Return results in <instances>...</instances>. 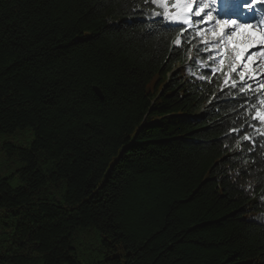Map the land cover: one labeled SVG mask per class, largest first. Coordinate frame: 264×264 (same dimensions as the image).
<instances>
[{"label": "trees", "instance_id": "trees-1", "mask_svg": "<svg viewBox=\"0 0 264 264\" xmlns=\"http://www.w3.org/2000/svg\"><path fill=\"white\" fill-rule=\"evenodd\" d=\"M195 33L150 0H0V264H264L261 93L188 75Z\"/></svg>", "mask_w": 264, "mask_h": 264}, {"label": "snow or ice", "instance_id": "snow-or-ice-1", "mask_svg": "<svg viewBox=\"0 0 264 264\" xmlns=\"http://www.w3.org/2000/svg\"><path fill=\"white\" fill-rule=\"evenodd\" d=\"M151 5H160L165 9L164 15L168 16L169 7L175 8V14L171 16V19L178 20L184 25L193 24L198 26L200 23H207L213 17V12L211 10L205 11L209 7L208 4L201 3L198 6L194 5V0H174V3L169 5L168 0H150ZM256 3L264 4V0H251L250 5H245L251 7ZM196 17H200V20H192L191 14ZM159 15V13H157ZM206 17V19H205ZM216 26L219 28L220 39L218 45L223 46L224 51H220L218 54L220 56L219 63L223 67L225 63V55L227 46H231L235 55V62L232 64V71L236 72L240 79V90L244 91L247 88L248 91H253L264 93V72H257L256 68L260 65L256 64L257 60L264 61V32H258L253 28L251 24H240L236 20L224 21L223 24L219 19L215 21ZM232 28L230 35L227 36L225 41V29ZM202 31L199 27L196 29V36H200ZM215 35V31L213 30ZM206 46L208 41L202 40ZM181 44L180 38H177L176 45L179 47ZM256 49V51H251ZM204 51L209 49L205 47ZM215 50V49H213ZM256 65V67H253ZM241 69L237 71V69ZM216 71V69H212ZM251 80L256 83V88H253L252 84H249L248 81ZM224 83L229 84V80L226 79ZM232 87H236V83L233 81L231 84ZM255 114L253 115L254 120L260 121L261 124H264V96L257 95V102L254 104ZM235 131V130H234ZM245 141H249L251 137L245 135L243 137Z\"/></svg>", "mask_w": 264, "mask_h": 264}, {"label": "rangeland", "instance_id": "rangeland-1", "mask_svg": "<svg viewBox=\"0 0 264 264\" xmlns=\"http://www.w3.org/2000/svg\"><path fill=\"white\" fill-rule=\"evenodd\" d=\"M169 5H171L172 3H174V0H168ZM201 3H205V0H194V5L198 6ZM155 8H157L158 10H160V12L162 13V17L164 18L165 22L171 25H184L182 24L180 21L178 20H173L171 19V16L175 14V8L169 7L168 12L169 15L165 16L164 15V11L165 9L162 8L160 5H154ZM208 8L205 9V11ZM207 12V11H206ZM153 17H157L156 13H153L152 15ZM191 19L192 20H200V17H196L193 14H191ZM206 19V17H205ZM214 20V17H212L211 20H209L207 23H200L198 26L193 25V24H189V26H192L194 31L196 32L197 27H199L202 31V34L200 36H196V39L199 40L200 44L198 46L197 49H195L194 51L190 50V53L188 54V59L187 62L183 65L186 73L188 75H197V73L200 71V67L204 68L207 66L208 62H212V59H215V63L216 66L218 68L221 69V71H223L224 77H223V81H225L226 79H228L229 81H234L235 83H238L240 81L239 76L237 75L236 72L232 71V64L235 62V55L233 52V49L231 48V46H227L226 48V55L224 57L225 59V63L223 65V67H221L219 60H220V56H219V52L220 51H224L223 46L218 45V41L220 39V35H219V28L216 26ZM213 30L215 31V35L213 34ZM233 29L230 28L228 29V31L225 32V41L227 40V36L230 35L231 31ZM202 40H206L208 41L207 46L202 43ZM207 47L209 50L208 51H204L203 49ZM215 49V50H213ZM197 52H201V55H199ZM251 51H256V49H252ZM257 65H260V67L256 68L257 72H264V61H260L257 60L256 61ZM253 67H256V65H254ZM241 69H237V71H240ZM261 79H264V77H262ZM249 84H252L253 88H256V83H254L253 81L249 80L248 81ZM255 220L257 222H261L264 223V215L261 216H257L255 217Z\"/></svg>", "mask_w": 264, "mask_h": 264}, {"label": "water", "instance_id": "water-1", "mask_svg": "<svg viewBox=\"0 0 264 264\" xmlns=\"http://www.w3.org/2000/svg\"><path fill=\"white\" fill-rule=\"evenodd\" d=\"M94 92L99 98H101V92L97 88H94Z\"/></svg>", "mask_w": 264, "mask_h": 264}]
</instances>
